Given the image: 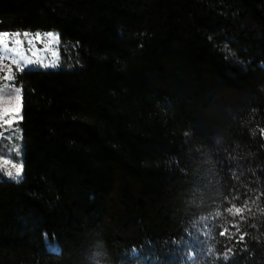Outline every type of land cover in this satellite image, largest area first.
<instances>
[{"label":"trees","instance_id":"16d2710c","mask_svg":"<svg viewBox=\"0 0 264 264\" xmlns=\"http://www.w3.org/2000/svg\"><path fill=\"white\" fill-rule=\"evenodd\" d=\"M36 29L0 264H264V0H0Z\"/></svg>","mask_w":264,"mask_h":264},{"label":"rangeland","instance_id":"374dc122","mask_svg":"<svg viewBox=\"0 0 264 264\" xmlns=\"http://www.w3.org/2000/svg\"><path fill=\"white\" fill-rule=\"evenodd\" d=\"M28 34V38L25 39L24 34ZM51 33L55 37H58L57 30H15V31H0V37L4 34H8L9 37H13L15 34H20L19 39L22 42L21 53L29 60L38 61L27 66L23 69H37V68H52L57 69L61 66L59 59V37L50 45L45 38L46 34ZM39 34L40 39H36ZM29 40L32 41V46L29 45ZM11 44V40L9 41ZM55 54V55H54ZM2 55V54H0ZM58 58V62L57 61ZM56 63L54 67H44L43 64ZM21 65L12 64L10 60L0 59V89H6L12 93V96L0 95V176L13 178L7 175V172L11 171L15 174L16 167L22 166V150L21 140L22 131L19 124L20 120V89L21 85L16 80V73L20 71ZM11 75V79H7L8 75ZM19 90V98L14 99L15 90ZM9 109L7 115H5V109ZM11 119V124L6 123ZM8 161V163H5ZM21 176V175H20ZM19 176V177H20ZM17 177V178H19ZM45 246L51 250H57L58 246L56 242L46 240Z\"/></svg>","mask_w":264,"mask_h":264},{"label":"snow or ice","instance_id":"6c2138e0","mask_svg":"<svg viewBox=\"0 0 264 264\" xmlns=\"http://www.w3.org/2000/svg\"><path fill=\"white\" fill-rule=\"evenodd\" d=\"M20 34H15L13 37H9L8 34H4L2 37H0V59L3 60H10L12 64H16V65H21L22 63V67L20 70H23V67L27 66L28 64L34 63V62H38V61H32L27 59L20 51L21 46H22V42L19 39ZM25 39L28 38V34L25 33L24 34ZM45 38L48 41V44L50 45L51 43H53L54 41L58 40V37H55L53 34L48 33L46 34ZM36 39H40L39 34H37ZM11 40V44H9V41ZM29 45L30 47L32 46V41L29 40ZM55 55V54H54ZM58 62V58L57 61ZM44 67H54L56 66V63H51V64H43ZM7 79H11V75L9 74L7 77ZM0 95H4V96H12V93L8 92L6 89H0ZM19 98V90L16 89L15 90V97L14 99H18ZM9 112V109H5V115H7V113ZM13 121L11 119L7 120L6 123L11 124ZM5 163H8V161H5ZM13 167H15V174H13V172L9 171L7 172V175L13 178H17L21 175L22 172V166L21 167H16L15 165H13ZM229 212H231L233 215L239 214L243 211L242 208H229L228 209ZM226 258V257H225Z\"/></svg>","mask_w":264,"mask_h":264}]
</instances>
